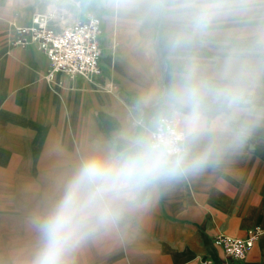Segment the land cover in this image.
<instances>
[{
  "label": "rangeland",
  "instance_id": "1",
  "mask_svg": "<svg viewBox=\"0 0 264 264\" xmlns=\"http://www.w3.org/2000/svg\"><path fill=\"white\" fill-rule=\"evenodd\" d=\"M156 2L158 0H0V19H10L14 27L38 12L52 18L64 15L65 23L85 20L88 14L98 15L103 23V68L106 75L114 78L116 90L121 92L119 96L116 90L108 94L121 99V108L128 112L138 109L136 102L142 100L147 102L141 101V109L154 106L160 110L158 115L163 113L167 92L178 85L186 71L194 66L195 82L205 90L203 111L211 130V135L202 139L200 147L210 142L227 144L230 142L229 129L246 125L250 130L244 139L243 151L259 154L264 168V45L257 46L264 30V0H232L243 7L221 16L205 33L177 47H172V39L179 34H190V29L167 12L157 14L149 11L147 6ZM124 8L130 12L121 16ZM120 33L123 37L119 40ZM132 36V47L126 52L142 57L145 63L134 66L144 69L143 74L130 76L126 73L129 66L111 70L110 58L114 51L116 56L117 50H121L118 46H123L124 39ZM241 69L244 70L243 76ZM107 80L110 81L109 78ZM43 81L55 97L60 96L54 85L46 78ZM238 82L250 101L246 111L230 108L211 94L212 89L233 87ZM103 83L106 90L104 79ZM99 89L103 90L100 87L87 89L89 93L84 97L80 114L86 131L80 139L74 135L72 121L78 115L77 104L60 103V97L56 98L59 102L56 108L60 110L58 113H61L62 120L57 123L49 120L55 104L52 107H47L44 101L30 104L32 99L27 96L22 98L24 103L15 105V111L6 103L8 97L1 96L0 130L15 124L12 119L15 116H21L22 128L20 138L14 139L20 143L13 147L0 144V264H29L38 243L33 218L45 213L62 194L54 189L47 190V186L54 188L51 184L54 179L46 177L40 156L49 155L52 151L68 153L73 154L80 164L88 156L110 147L119 149L104 142L106 139L99 144L98 137L93 136L91 94ZM2 116L5 121L1 120ZM128 122H132L131 116ZM70 140L75 143H65ZM78 140L80 145L76 143ZM239 151H242L240 145L222 150L228 153ZM134 212L127 210L116 225L87 241L71 257V264H150L154 257L146 254L142 257L139 250L156 247L155 240H147L148 236L156 234L148 233L150 226L140 224Z\"/></svg>",
  "mask_w": 264,
  "mask_h": 264
},
{
  "label": "crops",
  "instance_id": "2",
  "mask_svg": "<svg viewBox=\"0 0 264 264\" xmlns=\"http://www.w3.org/2000/svg\"><path fill=\"white\" fill-rule=\"evenodd\" d=\"M129 12V9L124 8L120 15H128ZM33 14L18 25L28 24ZM103 35L102 33L100 38L101 48ZM15 37L16 32L11 20L1 18L0 98L8 97L6 103L12 106L13 110L16 111L15 105L24 103L22 98L30 96L32 99L30 104L38 101H44L47 107L55 104L48 118L52 122L60 123L61 113L59 114L60 110L56 108L59 105L56 98L60 97V103L77 104V108L80 109L78 108L76 111L78 115L74 116L72 121L74 135L80 139L86 131L83 116L80 114L84 97L89 93L87 89L100 87L103 90L99 89L91 94L94 114L93 136L98 137L99 144L102 139H106L104 142L121 148L125 136L148 135L152 130L151 121L160 110L154 106L141 109L142 100L140 103L136 102L139 107L133 108V112L121 108L123 101L110 95L115 93L113 91L116 89L108 91L102 86L103 79L104 82L107 78L113 83L115 81L113 77L105 74L102 60L100 63L104 77L69 78L62 73H56L53 79H46L60 94L55 97L54 92L46 88L43 81L50 66L48 58L34 45L20 47L15 45L13 43ZM122 37L120 33L119 40ZM127 38L124 39L123 46H118L121 50H117L116 56L114 55L116 52H113L110 58L111 70L120 69V66L125 65L129 66L126 72L128 75L143 74L144 69L134 66H143L145 60L126 52L132 47L134 36ZM116 91L119 96L120 90ZM129 116L132 117L130 123ZM12 119L15 120H13L15 124L4 126L5 128L0 130V144L11 147L20 143V140L14 139L20 138L22 128L21 116ZM1 120H4L3 116ZM73 142L70 140L65 143ZM76 143L80 145L79 140ZM198 147L201 148L200 145ZM240 148L242 151L236 153L221 151L215 163L201 171L187 173L174 181L160 185L152 192L146 204L132 208L135 211L134 216L140 219L139 223L150 226L148 233L156 234L147 237V240L156 241V247L139 250L142 257L144 254L154 257L149 261L150 264H207V261H211L209 264H219L223 256L221 250L213 244V237L218 232L234 237H245L247 231L254 227H259L262 232L246 259L238 264H264V168L259 154L245 153L244 143L240 144ZM40 160L46 168V177L54 179L51 183L54 188L44 186H47V190L54 189L61 194L79 162L73 154H60L56 151L40 156Z\"/></svg>",
  "mask_w": 264,
  "mask_h": 264
},
{
  "label": "clouds",
  "instance_id": "3",
  "mask_svg": "<svg viewBox=\"0 0 264 264\" xmlns=\"http://www.w3.org/2000/svg\"><path fill=\"white\" fill-rule=\"evenodd\" d=\"M147 7L153 13L167 12L179 18L190 29V34L172 39V47H177L243 5L232 0H158ZM261 45L264 30L257 41V46ZM211 94L238 111H246L250 102L240 82L212 89ZM204 96V87L195 82V68L190 67L181 82L167 92L165 111L151 121L150 134L127 135L121 148L110 147L83 159L59 198L45 213L33 218L38 243L29 264H71L78 249L116 225L127 210L146 204L157 187L201 171L215 163L225 148L242 144L250 130L246 125L229 129L227 144L210 142L198 147L205 136L211 135L204 117ZM172 120H179L182 139L169 131L166 122Z\"/></svg>",
  "mask_w": 264,
  "mask_h": 264
},
{
  "label": "built area",
  "instance_id": "4",
  "mask_svg": "<svg viewBox=\"0 0 264 264\" xmlns=\"http://www.w3.org/2000/svg\"><path fill=\"white\" fill-rule=\"evenodd\" d=\"M15 45H34L48 58L49 68L45 74L47 80L56 73L69 78L93 76L104 77L101 67L100 38L103 33L102 22L98 15L88 14L85 20L65 23L64 15L52 18L46 13L33 14L28 24L14 26ZM108 91L116 89L113 81H105ZM169 131L182 139L183 130L179 120L166 122ZM152 132L150 130L149 134ZM259 227L251 228L245 237H234L218 232L213 244L222 252L219 264H238L243 262L261 234ZM211 261H207L209 264Z\"/></svg>",
  "mask_w": 264,
  "mask_h": 264
}]
</instances>
